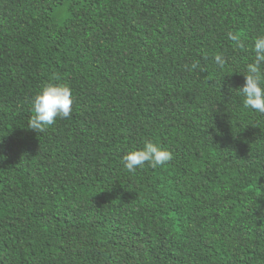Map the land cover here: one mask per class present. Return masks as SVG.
I'll use <instances>...</instances> for the list:
<instances>
[{"label":"trees","instance_id":"obj_1","mask_svg":"<svg viewBox=\"0 0 264 264\" xmlns=\"http://www.w3.org/2000/svg\"><path fill=\"white\" fill-rule=\"evenodd\" d=\"M261 37L264 0H0V264H264ZM49 84L72 118L37 134Z\"/></svg>","mask_w":264,"mask_h":264},{"label":"clouds","instance_id":"obj_2","mask_svg":"<svg viewBox=\"0 0 264 264\" xmlns=\"http://www.w3.org/2000/svg\"><path fill=\"white\" fill-rule=\"evenodd\" d=\"M228 39L235 46V50L242 51L244 49L239 34L229 33ZM253 50L255 60L247 67V74L244 75L245 86L238 90V95L244 97V108L264 116V87L261 86L264 82L261 73V67L264 65V37L255 40ZM214 60L219 69L223 70L226 67L223 56L217 55ZM184 70L198 72L201 70L200 64L198 61L194 62L190 68L185 65ZM72 108L73 100L70 88L49 84L33 98L32 110L34 114L29 120L28 129L37 134L44 133L54 126L58 119H71ZM172 159L173 156L169 151L161 150L149 142L145 144L144 150L126 155L122 163L128 173L135 175L136 170L143 168L145 164H149L155 169L170 163Z\"/></svg>","mask_w":264,"mask_h":264}]
</instances>
